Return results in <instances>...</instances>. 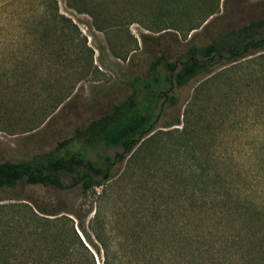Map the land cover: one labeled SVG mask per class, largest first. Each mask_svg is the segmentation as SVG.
I'll return each instance as SVG.
<instances>
[{"label": "rangeland", "instance_id": "rangeland-1", "mask_svg": "<svg viewBox=\"0 0 264 264\" xmlns=\"http://www.w3.org/2000/svg\"><path fill=\"white\" fill-rule=\"evenodd\" d=\"M263 13L264 0H0V161L82 147L57 148L126 97L125 75ZM171 93L150 140L111 169L126 186L106 188L102 201L101 187L0 189V247H28L27 231L41 229L30 208L46 217L35 206L64 210L76 225L73 213L87 223L100 209L112 220L155 201L167 210L159 238L173 245L172 264H264V50L216 63Z\"/></svg>", "mask_w": 264, "mask_h": 264}, {"label": "trees", "instance_id": "trees-1", "mask_svg": "<svg viewBox=\"0 0 264 264\" xmlns=\"http://www.w3.org/2000/svg\"><path fill=\"white\" fill-rule=\"evenodd\" d=\"M86 6L83 12L92 16L98 27L95 7ZM7 21L5 27L10 25ZM5 41L2 38L0 44ZM259 50H264V13L258 20L217 33L207 43L189 45L174 60H169L166 53L158 54L143 73L125 75L129 93L124 99L112 102L103 114L76 127L57 148L72 142L82 147L41 153L27 160L0 161V189L14 188L22 182L59 190L79 187L87 194L101 187L102 193L96 196L101 198L107 189L126 186L127 177L112 176L111 169L125 158L136 156V149L150 140L163 102H174L172 90L216 63H230ZM90 150H95L94 158L89 156ZM153 202H140L131 209L128 205L127 211H119L112 220V214L100 209L94 210L87 223L73 213L76 225L69 214L62 213L64 210L35 206L44 217L30 208L31 214L41 220V229L27 231L31 238L22 253H6L9 247L1 246L0 252L5 253L0 255V264H172L173 245L159 238L161 231L169 229L161 225L167 210L161 208L159 212ZM6 230L5 225L0 232Z\"/></svg>", "mask_w": 264, "mask_h": 264}]
</instances>
